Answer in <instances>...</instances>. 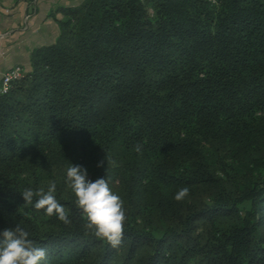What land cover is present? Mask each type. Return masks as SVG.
I'll list each match as a JSON object with an SVG mask.
<instances>
[{
  "label": "trees",
  "instance_id": "trees-1",
  "mask_svg": "<svg viewBox=\"0 0 264 264\" xmlns=\"http://www.w3.org/2000/svg\"><path fill=\"white\" fill-rule=\"evenodd\" d=\"M59 26L0 93V232L40 264H264V0H86ZM70 163L121 196L119 247L84 228ZM50 181L68 224L24 205Z\"/></svg>",
  "mask_w": 264,
  "mask_h": 264
},
{
  "label": "clouds",
  "instance_id": "clouds-1",
  "mask_svg": "<svg viewBox=\"0 0 264 264\" xmlns=\"http://www.w3.org/2000/svg\"><path fill=\"white\" fill-rule=\"evenodd\" d=\"M140 153L142 145H135ZM107 160V157H106ZM104 160L98 162L102 167ZM66 184L75 195V204L82 210L85 221L84 228L95 237L106 240L112 248L121 245L124 235L126 213L121 196L115 193L105 178L94 181L88 178L86 168L69 164L66 171ZM57 185L50 181L47 191L43 188L34 191L25 188L21 195L25 206L32 205L36 210H44L46 215H55L65 224L70 223L69 214L56 198ZM189 194L188 187H182L175 194L177 201L183 200ZM34 197L37 199L33 203ZM0 264H40L46 261L47 252L43 247L30 239V233L19 223L14 228H6L0 232Z\"/></svg>",
  "mask_w": 264,
  "mask_h": 264
},
{
  "label": "crops",
  "instance_id": "crops-1",
  "mask_svg": "<svg viewBox=\"0 0 264 264\" xmlns=\"http://www.w3.org/2000/svg\"><path fill=\"white\" fill-rule=\"evenodd\" d=\"M86 0H0V82L16 65L27 70L32 52L56 42L65 10Z\"/></svg>",
  "mask_w": 264,
  "mask_h": 264
},
{
  "label": "built area",
  "instance_id": "built-area-1",
  "mask_svg": "<svg viewBox=\"0 0 264 264\" xmlns=\"http://www.w3.org/2000/svg\"><path fill=\"white\" fill-rule=\"evenodd\" d=\"M215 2L216 0H211ZM24 73V67L21 65H16L5 72L2 76L0 82V93L8 92L9 88L11 87L13 81L22 77Z\"/></svg>",
  "mask_w": 264,
  "mask_h": 264
}]
</instances>
